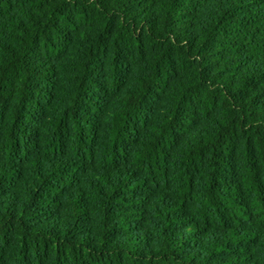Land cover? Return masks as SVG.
<instances>
[{
    "label": "trees",
    "instance_id": "1",
    "mask_svg": "<svg viewBox=\"0 0 264 264\" xmlns=\"http://www.w3.org/2000/svg\"><path fill=\"white\" fill-rule=\"evenodd\" d=\"M0 264H264V0H0Z\"/></svg>",
    "mask_w": 264,
    "mask_h": 264
}]
</instances>
